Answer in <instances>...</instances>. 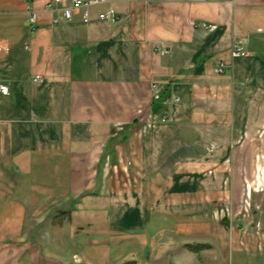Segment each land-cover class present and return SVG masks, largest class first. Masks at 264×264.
Wrapping results in <instances>:
<instances>
[{"label":"crops","instance_id":"0c3cea01","mask_svg":"<svg viewBox=\"0 0 264 264\" xmlns=\"http://www.w3.org/2000/svg\"><path fill=\"white\" fill-rule=\"evenodd\" d=\"M48 2L0 0V264H183L264 136V0H118L90 24Z\"/></svg>","mask_w":264,"mask_h":264},{"label":"rangeland","instance_id":"374dc122","mask_svg":"<svg viewBox=\"0 0 264 264\" xmlns=\"http://www.w3.org/2000/svg\"><path fill=\"white\" fill-rule=\"evenodd\" d=\"M254 157L249 183L242 186L240 200L229 205L224 232L188 239L178 249L183 264H264V136Z\"/></svg>","mask_w":264,"mask_h":264},{"label":"built area","instance_id":"2783aa9c","mask_svg":"<svg viewBox=\"0 0 264 264\" xmlns=\"http://www.w3.org/2000/svg\"><path fill=\"white\" fill-rule=\"evenodd\" d=\"M118 0H49L48 8L58 12L59 16L54 19V23L58 24L61 21L71 22L77 14L82 15L83 22L85 24H90L93 21L92 10L101 5L110 4ZM120 1H134V0H120ZM99 20H112L117 22L120 20L119 15L114 8L102 12L98 15ZM27 24L30 30V35L34 34L38 27V14L35 11L29 12L27 16ZM204 27L208 28L206 24H203ZM26 48H31L30 42L25 44ZM157 49L162 54H167L170 52L169 47L163 42L157 44ZM231 55L233 58L247 57L250 55V52L245 48L244 41L241 39H236L232 45ZM227 65L223 62L219 63L217 66L218 73L226 72ZM36 82H42V77L37 75L34 78ZM153 90L155 93V98H161L160 84H154ZM0 91L4 94H9V88L5 84H0ZM180 101V97L175 93L171 92L169 96L170 104H176ZM172 115L167 112L162 116V121H170Z\"/></svg>","mask_w":264,"mask_h":264}]
</instances>
